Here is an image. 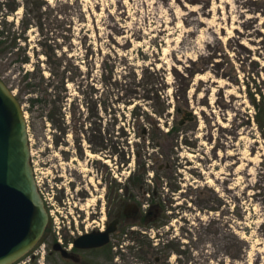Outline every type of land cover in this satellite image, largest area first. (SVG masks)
I'll list each match as a JSON object with an SVG mask.
<instances>
[{"label":"rangeland","instance_id":"obj_1","mask_svg":"<svg viewBox=\"0 0 264 264\" xmlns=\"http://www.w3.org/2000/svg\"><path fill=\"white\" fill-rule=\"evenodd\" d=\"M0 43L14 95L21 76L49 79L53 63L74 79L62 129L35 94L20 101L52 203L63 191L73 209L89 192L91 211L120 173H144L151 194L175 192L187 208L189 258L173 264H264V0H0ZM94 136L108 140L105 154Z\"/></svg>","mask_w":264,"mask_h":264},{"label":"flooded vegetation","instance_id":"obj_2","mask_svg":"<svg viewBox=\"0 0 264 264\" xmlns=\"http://www.w3.org/2000/svg\"><path fill=\"white\" fill-rule=\"evenodd\" d=\"M94 131L96 135L97 130ZM96 137L90 140L93 153L105 154L108 140L101 136L98 144ZM111 145L116 143L111 141ZM119 164L127 168L123 153ZM125 174L120 173L119 178L118 173H113L121 185H110V194L100 196L91 211L86 206L90 201L88 195L93 193H78L71 209L66 206L63 191L54 203L49 192H42L49 217L44 236L13 264H173L176 257L181 263L186 261L189 251L183 249V244L190 233L187 208L177 202L181 196L176 197L173 192L170 200H162L158 190L151 194L147 184L152 181L144 173ZM127 241H131L133 249L125 247Z\"/></svg>","mask_w":264,"mask_h":264},{"label":"water","instance_id":"obj_3","mask_svg":"<svg viewBox=\"0 0 264 264\" xmlns=\"http://www.w3.org/2000/svg\"><path fill=\"white\" fill-rule=\"evenodd\" d=\"M187 122L192 113L185 114ZM49 217L35 179L25 111L0 78V264H13L42 239Z\"/></svg>","mask_w":264,"mask_h":264},{"label":"trees","instance_id":"obj_4","mask_svg":"<svg viewBox=\"0 0 264 264\" xmlns=\"http://www.w3.org/2000/svg\"><path fill=\"white\" fill-rule=\"evenodd\" d=\"M68 3V1L66 2ZM65 3V4H66ZM62 5L64 3L61 2ZM16 36V35H15ZM15 36H11L12 42L15 41ZM0 50L5 46L3 43H0ZM15 46V45H14ZM6 47V46H5ZM46 57L48 56L45 54ZM48 61V58H47ZM25 60H23L21 63H24ZM27 62V60H26ZM60 67H63L62 61L59 63H53L52 68H50L51 72V77H58V80L55 81V84H52V79L51 77L49 79H45L43 76V72L41 75V80H37L34 78L35 75V69L31 72H27L23 76H21L20 79V89L18 87V95L17 98L21 101L23 92L30 94H35V97L30 99L33 102V106L37 107L40 106L41 110L45 113V118L51 122L52 125L56 126L59 129H62V126L65 124V119L64 114L66 113L63 112L66 107L68 106V95H63V93L66 92V83L68 81L74 82V79L69 77H63V73L60 70ZM64 71H67V68H65ZM155 74L157 73L156 71L154 72ZM154 73H152V78L154 77ZM64 90V91H62ZM151 91L149 92H157L159 91L158 88L152 87L150 89ZM149 98V97H148ZM160 100V98H158ZM132 102V101H131ZM130 102V103H131ZM22 103V102H21ZM258 108V107H257ZM255 120L258 124V126L263 129L264 128V109L260 111V108H258V113L255 116ZM78 124V121H73ZM31 126V124H30ZM100 138L101 136L96 137V140L98 144H100Z\"/></svg>","mask_w":264,"mask_h":264}]
</instances>
